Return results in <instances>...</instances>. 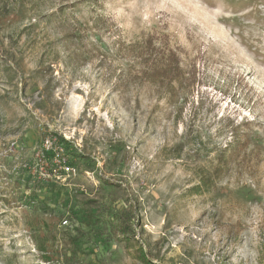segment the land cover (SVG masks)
<instances>
[{"label": "rangeland", "instance_id": "rangeland-1", "mask_svg": "<svg viewBox=\"0 0 264 264\" xmlns=\"http://www.w3.org/2000/svg\"><path fill=\"white\" fill-rule=\"evenodd\" d=\"M125 207L152 264H264V0H0V264H143Z\"/></svg>", "mask_w": 264, "mask_h": 264}, {"label": "trees", "instance_id": "trees-1", "mask_svg": "<svg viewBox=\"0 0 264 264\" xmlns=\"http://www.w3.org/2000/svg\"><path fill=\"white\" fill-rule=\"evenodd\" d=\"M161 61L163 63L162 67L166 70L165 74L167 76V79H169V83L178 80V75L180 74L179 73L180 68H179L178 64L176 63L175 57L173 56V54L169 55L168 59H166L164 61L161 60ZM238 131H237V129H235V131H234V135H235L234 142H237V145L240 144L237 141V137L239 135ZM55 137L57 138L58 143L64 148V152H65L66 157H67V165L75 168V166L79 163V161L84 160L83 155L80 154V152L77 148L72 146L71 142H69L64 137L59 136V135H56ZM235 152H236V150L234 148L233 154ZM46 159L47 160L50 159L53 162L54 154L52 152H46L45 160ZM53 167L56 168L55 164ZM48 171H49V173L52 172V170L49 168H48ZM215 173H216V175H218L219 171L216 170ZM203 184L204 185L207 184L205 177H203ZM111 214H113L115 216V219L117 222V231H118L119 235L126 237V241H127L126 248L128 249V251L133 252L134 256H136L137 259L140 260L143 264H152L149 261V258L147 257V255H146V253L142 247L134 248L130 244L129 235L133 231V225H134L133 222L135 219L134 213L131 210V208H127V207L121 208L118 211H116L115 213H111Z\"/></svg>", "mask_w": 264, "mask_h": 264}, {"label": "built area", "instance_id": "built-area-1", "mask_svg": "<svg viewBox=\"0 0 264 264\" xmlns=\"http://www.w3.org/2000/svg\"><path fill=\"white\" fill-rule=\"evenodd\" d=\"M46 152H52L54 154V162L56 163V169L61 171L65 176H74L76 174V169L67 165V157L64 152V148L58 143L55 136H47L44 138L42 147L38 153L40 161L45 160ZM67 224V222H64Z\"/></svg>", "mask_w": 264, "mask_h": 264}]
</instances>
